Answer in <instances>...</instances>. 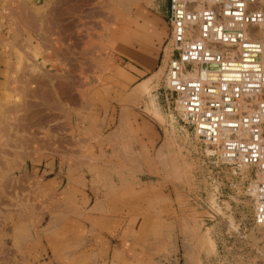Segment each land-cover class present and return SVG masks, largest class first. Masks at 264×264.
Masks as SVG:
<instances>
[{"label":"rangeland","instance_id":"374dc122","mask_svg":"<svg viewBox=\"0 0 264 264\" xmlns=\"http://www.w3.org/2000/svg\"><path fill=\"white\" fill-rule=\"evenodd\" d=\"M36 1L0 0V191L6 177L46 180L58 170H82L90 205L112 177L117 200L107 203L119 213L93 215L102 224L70 240L64 254L55 251L54 237L42 239L23 262L15 239L23 231L13 228L23 218L16 205L26 199L0 196V264H264L255 189L262 169L224 157L223 139L200 135L179 106L181 93L168 84L172 61L179 77L196 69L182 62L174 42L173 0ZM201 5L209 7L184 1L192 14ZM223 8L211 7L219 24ZM255 11L264 13V4L245 9ZM195 28H186L185 42L196 38ZM247 29L264 45V29ZM207 47L223 58L240 54L239 46ZM259 93L257 100L242 97L230 117L258 111L264 87ZM255 124L264 140V116ZM133 143L135 160L128 161ZM53 159L70 167L45 172ZM134 172L136 181L128 182ZM38 201L40 209L53 204L41 191Z\"/></svg>","mask_w":264,"mask_h":264},{"label":"bare ground","instance_id":"6f19581e","mask_svg":"<svg viewBox=\"0 0 264 264\" xmlns=\"http://www.w3.org/2000/svg\"><path fill=\"white\" fill-rule=\"evenodd\" d=\"M184 1L173 0L171 20L174 23V42L183 49L182 62L195 63L196 69L193 73L179 77L178 63L172 61L168 84L181 93L179 106L187 119L196 124L200 135L210 141L223 139L224 157L239 158L245 164L249 161L256 162L264 173V140L260 139L258 130H254V124L259 123V119L264 116V102L258 101V111L251 112L247 117H230L236 113L242 97L257 100L264 87V45L253 38L247 29V25L251 24L262 31L264 13L245 12L248 5L256 2L264 4V0H199L209 7L204 8L201 5L194 14L185 10ZM221 3L224 6L223 24L217 23L215 15L211 12L212 6ZM25 16L26 20L32 19L27 14ZM141 17L145 18L144 13ZM195 26L196 38L185 42L186 28L193 30ZM210 43H220L227 47L239 46L240 54L238 57L232 55L223 58L216 49H208ZM202 96L208 97V100ZM211 106L216 107V110H211ZM17 122L20 124L18 120ZM21 124L20 127L23 126ZM232 133L237 135L236 139L230 138ZM249 134L246 142L240 140V137ZM255 189L257 214L260 219H264V175Z\"/></svg>","mask_w":264,"mask_h":264},{"label":"crops","instance_id":"0c3cea01","mask_svg":"<svg viewBox=\"0 0 264 264\" xmlns=\"http://www.w3.org/2000/svg\"><path fill=\"white\" fill-rule=\"evenodd\" d=\"M135 85L136 84H134L132 88ZM134 145L135 143H133L131 149L127 151L128 161L135 160ZM97 163L100 162H95L93 166L97 168L103 166ZM102 163H105L104 165H112V163ZM46 165L49 169L45 172L53 173L56 167H63L68 164L60 161L57 162L56 165L55 159H53L51 162H47ZM73 165L79 167L83 166V164ZM69 167L70 165L67 166V168ZM102 171L105 172V170ZM82 173V170H80L78 174H68L67 169L64 173L58 170L53 175L48 176L46 180H41L40 176L34 173L6 177L2 192L0 191L1 200L3 201L4 198H13L15 196H17L15 198L19 200L26 199L24 205L21 204L19 207L18 204L16 205V208L19 209L16 213L17 216H23L25 219H19V223L17 220L15 227L18 228H13L15 231H23L15 236L23 252V262H29L27 256H32L34 252L37 253L42 239L48 240L54 237L56 240L55 248H59L55 251H57L58 254H64L70 246V240H74L75 242L81 241L85 237V234L87 235L89 229H98L96 225L102 224L104 218L95 217L93 215L104 216L119 213V211H116V206L111 202L110 204L107 203V199L114 198V183L112 177L107 182L103 183L105 187H103V185L100 186L98 195L99 200L93 201V204L90 205L88 201L90 196L87 191L86 177ZM135 179L134 172L132 178L129 179L128 182L134 183L136 181ZM12 183H16L17 185L13 186ZM30 183L31 187H29ZM40 186L42 187L40 188ZM40 191L45 193L46 197L53 202V204L47 205L48 208L46 206V208L40 209L38 204ZM96 197L97 195L95 198ZM41 220L44 222L42 227ZM89 221L90 226L88 224ZM41 235L44 238H42ZM47 247L49 246L47 245Z\"/></svg>","mask_w":264,"mask_h":264},{"label":"water","instance_id":"95a60500","mask_svg":"<svg viewBox=\"0 0 264 264\" xmlns=\"http://www.w3.org/2000/svg\"><path fill=\"white\" fill-rule=\"evenodd\" d=\"M37 1H38V0H37ZM37 1H36V2H37Z\"/></svg>","mask_w":264,"mask_h":264}]
</instances>
